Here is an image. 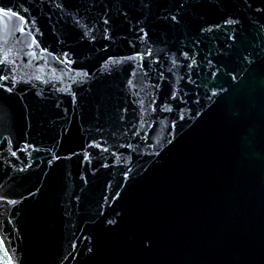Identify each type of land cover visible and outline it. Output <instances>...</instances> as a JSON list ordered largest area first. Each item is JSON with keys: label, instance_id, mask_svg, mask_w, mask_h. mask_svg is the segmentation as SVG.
I'll list each match as a JSON object with an SVG mask.
<instances>
[{"label": "water", "instance_id": "1", "mask_svg": "<svg viewBox=\"0 0 264 264\" xmlns=\"http://www.w3.org/2000/svg\"><path fill=\"white\" fill-rule=\"evenodd\" d=\"M0 60V264H264V0H0Z\"/></svg>", "mask_w": 264, "mask_h": 264}, {"label": "snow or ice", "instance_id": "2", "mask_svg": "<svg viewBox=\"0 0 264 264\" xmlns=\"http://www.w3.org/2000/svg\"><path fill=\"white\" fill-rule=\"evenodd\" d=\"M173 19H175V17H173ZM104 23L107 24L108 21L105 20ZM105 38H107V37H105ZM3 63H6V61L0 60V64H3ZM4 79H5V77L3 75H0V80H4ZM0 86H2V85H0Z\"/></svg>", "mask_w": 264, "mask_h": 264}]
</instances>
